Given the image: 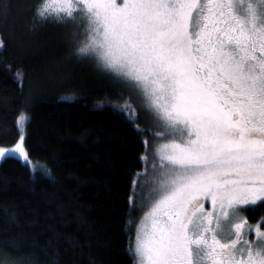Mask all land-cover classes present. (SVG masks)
I'll return each mask as SVG.
<instances>
[{"label":"snow or ice","instance_id":"6c2138e0","mask_svg":"<svg viewBox=\"0 0 264 264\" xmlns=\"http://www.w3.org/2000/svg\"><path fill=\"white\" fill-rule=\"evenodd\" d=\"M32 16L71 22L74 55L124 90L113 107L166 141L144 140L128 198L133 212L150 205L129 245L136 264H264V217L253 228L238 215L264 206V0H35ZM29 119L18 114L0 158L28 160Z\"/></svg>","mask_w":264,"mask_h":264},{"label":"trees","instance_id":"16d2710c","mask_svg":"<svg viewBox=\"0 0 264 264\" xmlns=\"http://www.w3.org/2000/svg\"><path fill=\"white\" fill-rule=\"evenodd\" d=\"M34 3L6 0L0 10V146L17 140L16 119L26 112L29 157L50 175L19 158L0 160V264H135L129 245L146 208L131 211L128 198L144 171V140L160 139L137 132L113 107L124 103L117 96L123 89L92 72L86 83L67 74L61 65L73 57L63 26L34 21ZM56 51L62 62L53 63ZM70 64L71 71L86 70ZM137 123L150 126L141 108ZM242 213L255 222L264 206Z\"/></svg>","mask_w":264,"mask_h":264},{"label":"rangeland","instance_id":"374dc122","mask_svg":"<svg viewBox=\"0 0 264 264\" xmlns=\"http://www.w3.org/2000/svg\"><path fill=\"white\" fill-rule=\"evenodd\" d=\"M246 2H247V0H246ZM253 2H255V0H253ZM49 23H51V22H49ZM55 23V22H54ZM56 24H58V23H56ZM63 27H62V35H63V37L62 38H64L63 39V41H65L66 43H67V45H68V48H69V52H71V55H72V57H73V60L74 61H76V63H78V64H80V65H84L85 67H86V70H84V71H80V70H76V71H71V68H70V66H71V62H73V60H67V62L65 63V64H62L61 65V67H67V71H68V73L67 74H69V75H75V77H77V79H79V80H82L84 83H86V82H88V81H90V80H93V79H91V75H90V73L92 72V73H94V74H96L98 77H100V79L101 80H103V81H105V82H108V83H111V84H114L113 82H112V80H111V78L108 76V75H106L104 72H102V71H100L98 68H97V66H96V64L94 63V62H92L91 60H87V59H79V58H77L75 55H74V50H75V47H76V44H75V41L73 40V37H72V31H73V24L71 23V22H69V23H66V24H61ZM81 32H83V29H81ZM52 33V32H51ZM82 36H84V35H81L80 36V38L82 37ZM83 40V39H82ZM55 42V40L54 39H52V40H49L48 41V43H54ZM56 53V54H55ZM60 53V51H56V52H53L52 54H55V60H54V62L53 63H56V62H62V58H63V54H59ZM52 56H54V55H52ZM80 62V63H79ZM85 67H82V68H84L85 69ZM62 69H64V68H61V71H62ZM75 70V69H74ZM66 72V71H65ZM60 72L59 71H53V74L56 76V74H59ZM116 85V84H115ZM132 100L133 101H135L136 103H137V106H138V109H140L141 108V115L150 123L151 122V119H149L148 117H151L148 113H147V111L145 110V108L143 107L142 108V106H141V102L139 101V99L136 97V96H133L132 97ZM144 110V111H143ZM24 131H25V128H24ZM19 135V134H18ZM17 141V140H16ZM16 141L13 143V144H11V145H8V146H0V147H4V148H11L15 143H16ZM164 142H166V141H164V140H157L156 142H154L153 144H152V148H153V150L155 151V149L156 148H158L159 147V145L161 144V143H164ZM2 158H0V160H1ZM23 163H25V164H27L28 166H29V168L32 170V171H40V172H42V173H44V174H48L49 173V170H48V168L42 163V162H39V161H35V160H33V159H31L29 156H28V160L27 161H25V160H23V159H21V158H19ZM205 208L206 209H211V203H210V201H205ZM149 209H150V205H149V207H147L142 213H141V215L139 216V218L137 219V221H136V224H135V232H134V236H135V233H136V231H137V229L140 227V226H142V224H144L145 223V215H146V213L149 211ZM239 216H242V217H244V218H246L245 217V215L241 212V213H239L238 214ZM262 217H264V216H262ZM261 217V218H262ZM261 218L259 219V220H257V221H255V222H249L248 220V225L250 226V227H253L254 228V226L261 220ZM227 229H228V226L227 225H225V235L227 234ZM245 233H246V236L249 238V239H252V240H255L256 239V234H255V232L254 231H249L248 229H246L245 230ZM134 236H133V239H134ZM132 239V240H133ZM132 255H133V253H132ZM133 257H134V261H135V264H136V258H135V256L133 255Z\"/></svg>","mask_w":264,"mask_h":264}]
</instances>
